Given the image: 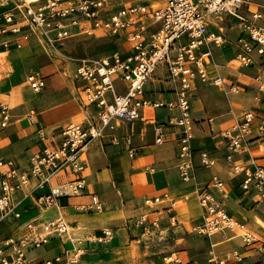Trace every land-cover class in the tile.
Returning a JSON list of instances; mask_svg holds the SVG:
<instances>
[{
    "label": "crops",
    "instance_id": "crops-1",
    "mask_svg": "<svg viewBox=\"0 0 264 264\" xmlns=\"http://www.w3.org/2000/svg\"><path fill=\"white\" fill-rule=\"evenodd\" d=\"M139 2L162 6L164 0ZM254 7L264 11V5L255 1ZM146 21L149 32L160 27L149 18ZM209 22L210 29L220 30L226 41L200 50L209 48L211 61L206 69L211 77L219 75L222 83L194 81L190 96L194 182H184L178 175L180 127L169 122V117L178 112L175 107H146L134 120L113 119L112 128L93 139L83 155L85 168L79 175L85 178L86 185L80 193L59 196L48 206L38 201V196L51 186L77 176L67 168L44 185H38L37 178L30 176L13 194L12 211L0 217V240L25 235L44 239L27 249L26 264H41L45 259H52L54 264H165L164 257L170 253L181 258L179 264H208L211 255L223 258L236 251L243 256L241 264H264V205L258 202L254 190L240 186L242 175L235 174L226 161L228 149L223 137L224 130L235 123L243 109L254 110L256 119L264 117V91L258 87L260 81L264 83V65L256 60L245 66L236 58L235 39L241 33L236 18L212 16ZM72 31L71 36L85 32L78 27ZM186 40L184 37L177 43ZM46 43L42 36L32 34L20 47L0 48L9 51L0 69V105L5 103L9 108L5 126L1 125L0 113V158L13 159L21 171L28 169L33 153L58 145L63 125L77 121L86 124L96 114L95 105L84 98L78 66L72 70L62 68L44 50ZM174 53L173 49L171 55ZM63 69L70 73L68 77ZM34 72L43 79L38 91L27 80ZM115 86L117 91H125V83L119 79ZM236 88L242 90L230 91ZM144 89L152 99L175 100L165 61L157 64ZM158 124L163 125L161 142H156ZM201 150L214 158L213 165L202 164ZM234 159L250 168L264 165V133L255 129L248 149L236 153ZM213 177L223 181V191L212 187ZM193 183L214 192L228 214L259 241L244 245L238 229L226 231V236L220 232L211 236L196 233L193 226L201 221L203 208L197 202ZM164 192L177 199L174 221L168 209L163 208L167 202L152 206L145 201ZM93 194L98 196L100 208L90 207ZM144 213L148 214L147 222L141 224L138 219ZM56 218L67 224L65 231L49 229L48 222ZM153 218L157 220L153 222ZM105 231L110 234L106 236ZM8 251L0 253V264Z\"/></svg>",
    "mask_w": 264,
    "mask_h": 264
},
{
    "label": "built area",
    "instance_id": "built-area-1",
    "mask_svg": "<svg viewBox=\"0 0 264 264\" xmlns=\"http://www.w3.org/2000/svg\"><path fill=\"white\" fill-rule=\"evenodd\" d=\"M140 1V0H139ZM138 0H14L13 8L0 15V48L9 50L12 46H22L32 34L42 36L47 42L63 39L72 35V28L90 32L101 29L112 36L125 38L129 44L127 52L114 51L97 60L82 62L77 67V76L83 80L84 98L96 107L95 118L88 123L70 122L60 128L57 146L45 147L30 156L29 167L19 170L15 161L0 158V217L12 211V196L25 185L30 176L37 178L38 185L49 183L60 171L70 169L77 174L73 179L50 187L40 194L38 201L52 205L59 196L80 193L86 185L85 178L79 175L85 168L83 155L89 143L103 135L106 128H112L113 119L131 121L138 118L143 108H176L177 114L169 117L171 124L180 127L177 151V169L180 179L194 182L193 148L191 147L193 118L190 96L194 81L221 84L219 75L211 77L206 64L211 61L210 44L222 45L225 35L218 29H210L212 16H231L237 19L241 33L235 39L236 58L245 66L256 60L264 65V11L254 7V0H164L162 6H148ZM149 18L160 27L148 31L146 19ZM186 37L183 43H177ZM174 49L175 53L171 55ZM167 64V80L174 86L175 100H155L147 95L144 84L158 63ZM125 83V91L116 89L115 81ZM27 80L33 90L43 86L42 75L34 72ZM260 80V77H258ZM234 84L231 88H234ZM258 87L264 91V83ZM1 125L9 121L8 105H0ZM254 110H246L235 123L224 130L227 144L226 161L231 163L235 174H241L240 186L244 190H254L257 200L264 205V165L247 164L234 159L236 153H243L255 129L264 133V117L256 119ZM255 121H257L255 123ZM162 124L156 126V142L162 141ZM201 162L209 167L215 163L206 150L199 152ZM194 184V183H193ZM212 187L223 191V181L218 177L211 180ZM195 186V184H194ZM197 202L203 208L202 219L193 230L202 235L238 229L244 245L259 241L242 224L229 215L223 202L204 187L195 186ZM224 193V192H223ZM147 204L166 203L164 209L173 214L177 199L168 192L145 200ZM90 207L100 208L96 194L92 195ZM18 215V213H15ZM148 214H142L138 221L147 222ZM157 219H153L155 222ZM54 231H65L67 224L62 218L48 222ZM109 231H105L108 236ZM42 237L25 235L19 238L7 237L0 240V253L9 250L1 257L2 264H26V251L31 246L43 242ZM264 248V242L261 243ZM243 256L233 252L227 257L211 255L208 264H241ZM165 264L181 262L175 253L164 257ZM41 264H54L45 259Z\"/></svg>",
    "mask_w": 264,
    "mask_h": 264
},
{
    "label": "rangeland",
    "instance_id": "rangeland-1",
    "mask_svg": "<svg viewBox=\"0 0 264 264\" xmlns=\"http://www.w3.org/2000/svg\"><path fill=\"white\" fill-rule=\"evenodd\" d=\"M13 1L14 0H0V15L3 12L11 10L13 8ZM254 1L255 4L259 6L264 5V0ZM128 48L129 44L125 38L112 36L101 29H95L90 32H77L74 33V35L71 37L57 39L53 42L48 41L44 50L47 52V54H50V56L56 60V63L59 62V65H61L62 68L64 66L67 68L71 67L72 70L74 67V69H76V67L79 66L82 62H91L97 60L114 51L124 52ZM0 53H6L4 56H1V69V67L3 66L2 64L6 61L5 57L8 56L9 51H0ZM49 61L51 62L50 59ZM63 71H66V73L64 74L66 77L70 75L67 70L63 69ZM75 72L76 71L72 73V76L73 74L75 75ZM218 87L221 91H224V88L221 85H219ZM241 90L236 88L230 91L232 93H237ZM246 110L247 109H243L239 117H241ZM82 119L83 117L78 118V120ZM151 205L155 206L156 203H151Z\"/></svg>",
    "mask_w": 264,
    "mask_h": 264
},
{
    "label": "bare ground",
    "instance_id": "bare-ground-1",
    "mask_svg": "<svg viewBox=\"0 0 264 264\" xmlns=\"http://www.w3.org/2000/svg\"><path fill=\"white\" fill-rule=\"evenodd\" d=\"M6 54V53H5ZM4 53H0V61L2 60L1 59V56H4L5 55Z\"/></svg>",
    "mask_w": 264,
    "mask_h": 264
}]
</instances>
